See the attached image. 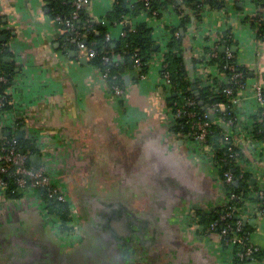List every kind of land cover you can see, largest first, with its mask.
Wrapping results in <instances>:
<instances>
[{
	"label": "crops",
	"instance_id": "obj_1",
	"mask_svg": "<svg viewBox=\"0 0 264 264\" xmlns=\"http://www.w3.org/2000/svg\"><path fill=\"white\" fill-rule=\"evenodd\" d=\"M112 2L90 0L85 7L92 18L103 22ZM47 4L0 0L1 27L10 31L8 45L18 66L11 87L13 106L0 112V130L18 138L21 129L22 137L49 142L52 148L46 152L72 200L68 183L78 172H103V184L117 188L116 198L127 211L133 210L131 216L155 215L162 254L174 257L170 264H234L231 248H223L216 234L199 235L188 223L190 210H213L223 204L224 195L217 169L197 142L169 133L170 92L160 79L159 54L153 55L143 78L137 77L133 64L123 65L122 94L114 96L85 52L61 47V25L48 14ZM258 11L252 0H227L221 9L205 6L201 18L188 23L184 32L192 49H202L229 30L236 63L252 70L236 107L238 119L247 125H252L258 110L250 92L255 83L264 88V41L244 21ZM179 20L169 4L158 17L141 11L131 22L151 26L161 52ZM108 27L110 36L123 33L122 23ZM190 65L187 60L188 69ZM238 142L244 150L239 166L255 179L251 185L264 188V143ZM121 216L129 220L126 213ZM251 219L254 222L245 224L250 227L248 240L264 250V213L256 210L247 220Z\"/></svg>",
	"mask_w": 264,
	"mask_h": 264
},
{
	"label": "trees",
	"instance_id": "obj_2",
	"mask_svg": "<svg viewBox=\"0 0 264 264\" xmlns=\"http://www.w3.org/2000/svg\"><path fill=\"white\" fill-rule=\"evenodd\" d=\"M48 2V14L51 18L60 16L62 18L70 19L75 25V29L83 33L84 41L86 45H93L96 54L89 58L86 56L88 63L99 70L101 73L106 69L109 71L106 77V83L108 85L116 84L122 88L123 80L119 74L120 68L127 64L129 61L134 63V59L137 57L140 60L139 72L146 73L149 67V62L152 56L159 52L160 46L156 44L153 38V28L146 22H131L133 17H136L141 11H146L148 15L158 17L160 10L167 5H173L174 10L180 15V20L177 26L171 27L170 31L177 32L175 35H171L170 40L167 42L168 51L164 53L166 67L171 80V90L169 95L168 104L170 107L176 108L180 106L186 98L195 100L196 105L193 110L196 111V115L200 116L205 112H212L216 117H227L231 115V111L220 109H214L213 104L216 102H222L229 104L228 98L230 97L226 91V87L232 88V94H237L239 88L238 84H234L228 79L225 82H220L215 79L216 85L214 88L206 86H200L199 80L194 78V82L191 81L189 75V69L187 66V60L195 68V64L202 59H196L190 56L192 47L188 42L186 31V25L191 23L192 20H199L201 18V11L203 7L207 6L211 9H221L225 6L227 0H113L112 8L103 19V22H98L92 18L86 7L84 6L78 12V17L72 19V12L74 10V0H46ZM259 8L257 14L245 17L244 21H248L252 27L256 29L257 37L264 41V0H252ZM145 2L147 4H145ZM131 17L129 21L124 19L125 17ZM122 23L123 33L118 37L110 36L109 39L106 35L109 34L108 25H114ZM2 18L0 16V76L5 78V82L1 83L0 90H5L13 83L14 77L17 73V63L14 61L10 46L8 45V38L10 31L2 28ZM64 26V24H61ZM181 29L183 32H181ZM72 32L67 30L60 37L61 47L65 50H76V42L72 38ZM110 35V34H109ZM2 36L4 39H1ZM232 44H235L231 33L227 29L220 37V40L215 47L216 56L211 57L210 63H217L220 72L226 77L230 76V73L234 71L241 72L242 77L239 79V83H245L246 77L251 75L252 70L248 69L245 65H239L236 63V52L230 50ZM224 46L228 48L232 53L231 58H227L226 50L219 51L218 47ZM79 50V49H78ZM111 56L110 62H104L102 56L104 52ZM212 51L210 47L205 46L204 52ZM84 52V51H81ZM85 55V54H84ZM121 57V59H119ZM122 60V61H121ZM230 64H234V70L229 68ZM227 65L226 67H224ZM195 84L196 94L191 88L192 84ZM231 94V95H232ZM201 101V104L198 102ZM10 106L6 105L0 109L5 110ZM228 112H230L228 114ZM261 109H258L254 115L252 123L254 135L257 139H264V129L261 124ZM192 118L186 116H180L176 120V124L171 127V132L181 137L185 133L191 132L190 122ZM221 121L213 123L208 134L207 141L214 149V158L222 165V170H229L234 178L238 179V184L232 183L225 186L227 194L234 193L235 197L228 202L229 207L225 208L220 205L213 210L202 211L200 209L195 210L197 222L194 230L199 235H211L216 234L221 241L222 247L226 248L224 240L226 237L220 238L219 231L224 225V222L233 223L236 221V213L239 209H247V203H255L254 212L262 208L264 205V188H262V195L256 194L252 198L248 197L249 185L251 183L252 175L249 172L243 171L233 158L229 157L226 153V148L221 146L222 132L225 131ZM2 135L11 137L12 135L6 134L5 130H2ZM16 146L21 150L29 149L31 152H35L33 144L26 137L15 138ZM239 151L238 156H242L243 146L237 147ZM221 177V170L219 171ZM7 187L5 188V195L9 198H17L21 195V190L14 183L12 178L6 177ZM47 211L51 214H55L61 220V231H69L71 227L68 222L69 211L66 203L58 202L53 199H47ZM227 210H232V214L225 220H220L215 228L209 229V224L213 218H218L221 214H224ZM248 231L250 227L247 225L242 226V234L248 240ZM247 242V243H248ZM235 244L232 248L234 254L235 251L244 250L246 244ZM255 259L259 262L264 261V250L259 249L252 253L250 257H245L243 260H239L236 256H233L232 261L234 264H241L242 262Z\"/></svg>",
	"mask_w": 264,
	"mask_h": 264
},
{
	"label": "built area",
	"instance_id": "obj_3",
	"mask_svg": "<svg viewBox=\"0 0 264 264\" xmlns=\"http://www.w3.org/2000/svg\"><path fill=\"white\" fill-rule=\"evenodd\" d=\"M90 0H74L73 6L74 10L72 12V19L78 17V12L81 10ZM148 3V0H145ZM145 2V4H147ZM154 11L152 15L154 16ZM55 20L64 26L60 27L62 33H65L67 30L72 32V38L74 42H76V46L79 50L85 52V55L89 58L95 56L96 50L93 45H86L84 41V34L77 31L75 29V25L72 20L62 18L60 16H56ZM176 35L177 32H171V35ZM222 34L215 36L213 39L211 46L212 51L204 52V47L202 49L193 48L191 50V55L196 59H202L195 64L194 76L199 80L200 86H206L209 88H214L216 85L215 79H218L220 82H225L228 79V82L231 81L234 84H238L239 88L237 94H232V88L226 87L225 91L230 96L228 98L229 104L216 102L213 104L214 109H220V111L228 109L231 111V115L227 117H216V115L212 112H205L200 116H197L196 111L193 110L196 102L190 98H186L184 102L177 106L176 108H171L170 118L167 122V126L169 129V133L173 134L170 130L171 127L176 124V120L180 116H186L192 118L190 122L191 132L185 133L181 136L184 139H191L197 142L199 149L203 152L212 165L218 171V177L220 182V188L223 192V204L225 208L229 207L228 202L230 199L235 197L234 193L227 194L225 186L227 184H234L238 179L234 178L229 170H222V165L218 160L214 158V149L208 143L207 138L210 133L211 125L215 122L221 121L222 126L225 131L222 132V140L221 146L226 148V153L229 157L233 158L236 162V165L240 164V161L243 159V156H238L239 151H237V147L240 145L239 140H245L246 143L253 145L258 141L264 143V139H257L254 135L253 126L247 125L241 122L237 117V105L239 104L240 98L238 97L239 92L244 88L245 83H239V79L242 77L241 72L234 71L230 73L229 77H226L222 72H220L219 66L217 63H210L211 57L216 56L215 47L220 40ZM110 35L107 34L106 38L109 39ZM219 48V47H218ZM169 49L161 52H157L158 59L156 60V64L158 65V71L160 75V79L162 80L163 86L168 88V91L171 90V80L168 71L165 69L166 63L164 58V53ZM227 58L232 57L231 51L228 48H225ZM156 53V54H157ZM155 54V55H156ZM154 55V56H155ZM111 56L104 52L102 56V60L104 62H110ZM121 59V57L119 58ZM153 59V56L151 60ZM150 60V61H151ZM122 61V60H121ZM150 64V62H149ZM136 69V75L138 78H143L146 73L139 72L140 60L139 58L134 59L133 63ZM225 65L224 67H226ZM229 68L234 70V64H230ZM101 73V72H100ZM109 71L106 69L101 73L102 78L106 82V77L108 76ZM5 82V78L0 76V86L1 83ZM14 82V80H13ZM13 84V83H12ZM9 86L5 90H0V109L6 105L10 106L8 109L13 106V91ZM107 84V83H106ZM110 92L114 94V96H121L122 89L116 84H107ZM232 94V95H231ZM250 96L254 97L258 104V109H261V124L264 129V88L260 84H254ZM4 110H1L2 112ZM258 111V110H257ZM230 112H228L229 114ZM208 114H212L214 119L210 120ZM1 129V128H0ZM175 135V134H173ZM178 136V135H177ZM43 138L46 135L41 136ZM26 138L33 144L34 148H36L35 152H31L29 149L20 150L16 146L15 137H6L2 135V131L0 130V220L5 219L7 217H11L15 215L17 212H21L27 209H33L37 211L42 220L49 225L53 233L60 234L66 237L77 235L79 231V223L76 214L75 206L72 202V199L69 197L67 190L62 185L58 176L56 174L55 162L53 158L51 159L46 150H49L51 144L49 142L42 141L40 138H34L32 136H26ZM46 139V138H45ZM32 154L39 155V162L36 166H32L30 163V156ZM221 170V177L219 175V171ZM6 177L12 178L14 183L20 188L21 195L17 198H9L5 195V188L7 187ZM234 184V185H237ZM259 194L262 195V187H257L253 185H249L248 197L252 198L254 195ZM47 199H53L58 202L66 203L69 211V226L71 230L69 231H61L60 224L61 220L55 214H51L47 211ZM28 202L32 203L28 204ZM21 203V204H20ZM10 205L12 206L10 208ZM255 209V203L249 202L247 203V209H239L236 213V221L234 224L229 222H224V225L221 227L219 231V237H226L224 240L225 244L228 248H233L235 244H245L246 237L242 234V226L243 219H248L253 213ZM262 213H264V205L259 209ZM232 214V210H227L224 214H221L218 218H213V220L209 224V229H213L216 227L220 220H225L230 217ZM188 223L190 225H195L197 222V217L195 214V210H190L188 212ZM260 248L250 242H248L242 251H235L234 254L231 251L232 258L236 256L239 260H243L245 257H250L253 252L259 250ZM257 260L251 259L247 262H242L241 264H254Z\"/></svg>",
	"mask_w": 264,
	"mask_h": 264
},
{
	"label": "flooded vegetation",
	"instance_id": "obj_4",
	"mask_svg": "<svg viewBox=\"0 0 264 264\" xmlns=\"http://www.w3.org/2000/svg\"><path fill=\"white\" fill-rule=\"evenodd\" d=\"M84 172L68 183L76 240L61 246L37 211L23 210L0 220V264H170L174 257L162 254L155 215L131 216L133 210L118 202L117 188L103 184V172Z\"/></svg>",
	"mask_w": 264,
	"mask_h": 264
},
{
	"label": "water",
	"instance_id": "obj_5",
	"mask_svg": "<svg viewBox=\"0 0 264 264\" xmlns=\"http://www.w3.org/2000/svg\"><path fill=\"white\" fill-rule=\"evenodd\" d=\"M181 32H183L182 29H181ZM1 39H4V37L2 36ZM224 49H225L224 47H220V48H218L219 51H223ZM233 49H234V48H233ZM128 64H129V66L131 67L132 62L129 61ZM189 75H190L191 81L194 82V78H195V76H194L193 68H192L191 65H190V68H189ZM126 80H128V76H126ZM191 88L193 89V92L196 94V89H195L196 87H195V84H194V83L192 84ZM198 103L201 104V101H199ZM208 117H209L210 120H213V119H214V117H213L212 114H208ZM224 127L226 128V126H224ZM17 137H18V138H21V137H22V130H21V129L17 130ZM38 162H39V155H38V154H32V155L30 156V163H31V165H32V166H36V165L38 164ZM254 181H255V179L252 178V179H251V184H253ZM234 184H237V182H234ZM252 222H254V219H251V220H247V219H245V218L243 219V224H244V225H245L246 223H252Z\"/></svg>",
	"mask_w": 264,
	"mask_h": 264
},
{
	"label": "rangeland",
	"instance_id": "obj_6",
	"mask_svg": "<svg viewBox=\"0 0 264 264\" xmlns=\"http://www.w3.org/2000/svg\"><path fill=\"white\" fill-rule=\"evenodd\" d=\"M67 192V191H66ZM69 195V194H68ZM21 204V203H20ZM28 204H31L32 205V203H30V202H28ZM12 206L10 205V208H11ZM182 221V220H181ZM180 225V224H179ZM49 226V225H48ZM192 228L193 227H195V225H190ZM50 228V227H49ZM80 232L78 231L77 232V235H72V236H69V237H66V236H63V235H60V234H55L54 233V235H55V238H57V241L58 242H60V244H61V246H63V247H65L66 248V245L69 243H72L74 240H76V238H77V236H78V234H79ZM65 245V246H64ZM68 247H70V246H67V248Z\"/></svg>",
	"mask_w": 264,
	"mask_h": 264
}]
</instances>
